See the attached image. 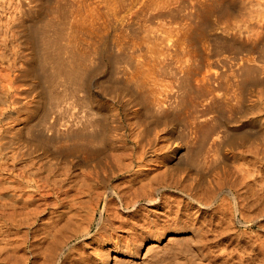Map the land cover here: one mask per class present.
<instances>
[{
    "label": "bare ground",
    "instance_id": "obj_1",
    "mask_svg": "<svg viewBox=\"0 0 264 264\" xmlns=\"http://www.w3.org/2000/svg\"><path fill=\"white\" fill-rule=\"evenodd\" d=\"M156 1L158 2V0ZM0 2L3 5V0H0ZM15 2H17V0ZM24 4H27V3H24ZM159 4H160V1H159ZM19 6H21V1L19 3ZM79 6L77 7L79 8ZM207 6L209 7V5ZM155 7H157V5ZM18 8L22 9L21 7H17V9ZM19 9L16 10L17 12V13L15 12L16 15L18 14ZM23 10L24 9H22L21 11L24 13ZM28 10H30V8ZM14 16L15 15L12 16V20L9 23V28L13 29L17 27V29H19L21 28L20 24H22L20 23L22 21L20 17L22 18V16L20 15H19L20 17H14ZM84 16H86V14ZM23 18L25 19V16H23ZM7 24H8V21H7ZM133 26H130V27H133ZM206 30L207 29H205L204 32ZM196 36H199L198 32ZM28 37L32 42H30V44H28L27 42V45L23 40V34H21L18 37V39L22 42V44L24 43L25 45H22L21 50L20 49L17 50L16 48V50L19 52H15V54L13 55L14 58L11 60L12 62H9V61L7 62V67L0 68V255L1 254L3 255V253L5 254V256L4 255L1 256L2 258L3 257L5 259L7 257L9 258L10 255L12 257V254L15 253V252H11V251H14L13 250L14 246H17L16 247L17 249L21 245L23 246L24 249H26V252L25 253L22 252L23 257L21 258L22 254L19 251H17L21 255L19 257L20 259L19 258L18 259L15 258V259L16 260L22 259V262L24 264H138L137 259H142L141 262L145 263L147 259L149 260L152 258V253H154L155 255L154 254L153 255L156 256L155 251L159 250L158 246H159L160 241L166 240V243H168V245L177 244L179 241L178 239H180L179 235L182 233H185V231L188 230V229H184L183 226H180L179 228L177 227L175 229L167 231L164 228H162V226L164 225L163 223H162L163 225L160 226L161 229L157 227L158 225V223L156 224V222H158L157 220L167 219L168 216L165 214V212L157 213L159 211L157 212L153 211V208H160L164 204H167L169 200L168 199L169 196L171 197L173 194H179V196L181 195L182 196L181 198H184V200L188 201L189 203H192L191 205L196 206L194 207H195V212L197 213L199 209L212 207L211 205L215 201L217 202V199L220 197L222 191L231 195L232 193L230 191L232 189L229 191V188L231 187L229 186L225 187L224 184L225 183L226 185L230 184L229 180H231L232 178H235L234 182H232L233 179L231 180V183H232L231 185L232 186L234 185V188L236 189V190L234 189L236 191L235 193H241V191L244 189L246 191L247 186H249L248 188H251L250 185H252V183L249 185L245 181L249 179V178L248 179L245 178L248 175L249 176L251 175L252 177L251 176L250 177L253 178L252 173L250 174V172L247 171L249 168L247 170H245L246 168L245 169L243 168L245 167L246 163L244 166L240 164L242 168L239 166L241 169H239L240 171L239 172L237 171V173H239L240 176L236 175L237 174L235 173L236 171L233 173L229 169L224 168L227 166V162L229 161V158L231 157L230 154L233 155V151H235L236 148L238 149L239 147L240 148L246 147L245 149H247L251 153L256 151L258 147L257 144L255 145L257 147L256 149H254V151H251L249 149L251 148L250 146L249 148H247V144H249V142L253 140L251 138H253L252 136H254V135L250 136V129H252V132H253L254 128L260 129L259 126L261 124H264V119H262V121L261 120L260 122L258 121L259 123H261L260 125L259 124L258 126L255 125L258 122L254 119V116L252 117V115L256 113H257L256 115H258L260 112L262 113V111H264V108H261V105H264V103H262V100H261L262 93H259L260 94L259 96L257 95L258 98L256 99L251 98L253 100L250 101L248 98L250 96L247 95L248 93L243 94L241 92L242 90L238 92L240 87H244L247 82L253 80L252 78L249 77L250 72L252 70L256 71V72L251 73V74L256 73L254 80L257 77L259 78V76L256 77L259 70L258 68H256V66H253L254 62L251 63V59L249 60L246 56H241L237 59L238 56L237 57L235 56L236 60H235V57H233L234 59H232L233 60L232 62L230 61L226 63L224 61L225 59L219 62L220 61L219 60L217 62L218 68H216V70L212 69L210 71V68H213L212 66H214V64L204 62L203 60H200L201 58H199V60H190L191 58L190 59H181V58L179 59L177 58L178 56L173 58L174 56H171L169 54L174 53L175 50L171 51V48L173 49L174 46H170L171 47L170 53H166L165 48H163L165 52H162L163 51L162 47H161L162 51H159L160 48L157 46L156 47L157 51L154 50L156 53L155 52L154 54L151 53L153 54V57L151 55V58L149 59L148 58L146 59L143 57V59H135V60L131 59L130 60V58L129 59L125 58L124 60V59H121L120 55H119L120 58L117 57L119 53H117L115 57H112V55L109 54L111 57H109L108 60H109V64L111 63V67L108 65L110 67V72L108 73L109 76L107 75L108 76L107 78L108 79L111 78L112 81L110 80V82H107V84H105L104 87H101L102 91L107 96V100H108L107 105L106 103L105 105H102V104H99L100 102L97 103L96 102L97 100L96 101L94 100L92 93L89 89L90 87L89 78H92L90 77V75L94 72L93 71L94 67H97L98 65H100L99 64L100 62L99 54L101 55V53L99 52L101 50L100 51L96 50V52L93 53V54H96L98 52L97 56L99 57L98 58L99 60L98 62H95L96 64L93 63L95 59H93L94 61L90 59L89 61H92L90 63L89 61L86 62L84 60L83 61L78 60L76 55L74 56L73 54V56L77 58V60L74 58L76 62L73 61V64H70L71 68L70 69L68 68L69 70L67 68H64L65 70H68L66 82L69 85V88L68 89L66 88V90L65 89L61 90L65 88L62 85L63 82L61 81L56 82V79H55L56 74L55 75L50 74L51 71L49 72V74L45 73L49 69V68L47 69L46 64H48V66L51 69H53L55 66L56 70L60 71L63 69L64 65L67 63H65V61L63 62L62 60L63 57L62 59H60L57 52H55L54 50H53L54 53H51V51L48 50L49 47L47 43L45 46L43 45L42 51H41V46L39 45V38L41 39L42 37L39 32L37 33L34 31H29ZM184 38L186 37L184 36ZM180 40L181 39H179V41ZM44 41L46 42L47 40L44 39ZM44 41L40 42L41 45L42 43L44 44ZM5 43L6 41L4 42V44ZM9 43L11 44L10 41ZM56 43L57 42H55V44ZM233 43H236V41ZM18 45L20 44L18 43ZM70 45H72L71 42H70ZM63 48H64V45H63ZM130 48L128 50H131ZM154 48L155 47L153 46V48L151 49H154ZM187 48L185 47V49ZM44 49H47V50L45 51ZM64 49H67V48H64ZM97 49L99 50L100 48L97 47ZM31 50L32 52H34V56L31 54ZM179 51H182V50L179 49ZM38 52H40V54H42L43 56L44 62L42 61L41 64H38L40 59L39 61H37V57L39 54ZM64 52L66 53V51ZM151 52H153V50H151ZM184 53H183V56H184ZM124 54H125L124 55L125 57H128V55L126 56V52ZM166 54L169 57L171 56V58H168ZM177 54H179V52ZM142 55H144V53ZM30 56H33V61H31V59L28 58ZM214 67H216V65ZM228 68L232 70L230 71V69ZM260 68L261 67L259 66V69ZM262 68H264V66H262ZM64 69L62 71L63 74L66 73ZM97 69H100V68L98 67L95 68V71ZM228 70H229V73H228ZM28 72L31 74L34 73L37 76L39 81H41L40 83H42L41 86H44V89L46 85H50L52 82H54V80L56 82L54 86H57V87L61 86L60 91L58 90L56 92L57 89L55 90L56 93L53 96L54 101L51 100V105H50V99L48 96V99H47L48 105L46 104L47 108L46 106H44L43 108V112L39 120L40 122L38 124L39 125L38 129H35V130L33 129L34 131H30L29 133L31 135L29 137H32V139H34V142L36 140L38 142L39 140H43L46 143H48V146L51 147V149L49 150L48 148L47 149L42 148L43 150H41L42 151L41 153H37L36 150L33 149V146L30 147L31 144H29L28 147L26 146L27 144L24 145V143L27 142L25 141L24 136H23L25 132L21 133L22 132L21 128L15 127V124H18V123H19V126L23 125L24 127V122H27L28 120V119L26 120V118H23L21 113L23 112V108L25 106H29L31 103H29L30 101L29 102L26 101L28 97L25 96V91H23L24 88L20 89L21 91L18 89L19 84H20L18 83L19 80L24 78L25 74L29 75ZM59 73H61V71ZM258 74H260V71ZM17 83H18V87L16 86ZM251 83L253 82L251 81ZM20 86H23V85L20 84ZM244 88H247V86H245ZM99 91L101 92V90ZM32 93H33V90H32ZM80 94H82V96H80ZM67 100L71 102L70 106L72 107V108L68 107L69 105H67L68 110L71 108L73 111V114L70 116H69L70 112L66 114L65 112L66 108H64L66 105L63 104L64 102L68 104L69 102ZM36 104L39 105V103H36ZM82 107L84 109H82ZM80 108L84 110L83 112L85 113L84 114L83 112L80 111V113L84 115L82 116L83 118L78 116V115H81L78 112ZM217 108L221 110V113L223 111L224 114L226 115L228 114L227 117L229 119L228 125L226 123L227 126L225 129V133L229 134L228 138L223 139L225 135L222 136L223 134L222 135L217 134L218 136H215L213 140L211 139L212 141L209 144L210 146L214 147L213 149L214 152L210 149L212 153H215L217 160L220 159L222 163V166L220 165L221 171L219 173L220 176L218 178V181L221 180L222 182L217 183L215 181L217 185H213V183L208 184L209 186L207 188L205 187L206 193L203 192L205 193L204 195L206 194L207 195L202 196L198 192H199V187H200L202 180L206 181L204 180V177L206 175L205 176L201 175V173H198L196 169L193 167L196 164L201 165L200 163L202 162L203 159L199 157L200 160L202 159L199 163V160L197 161V159H195L194 157L191 158V155L194 153H192L193 151L191 152L190 150L186 151L187 155L185 154L183 156L184 158L181 157L182 155L180 153L181 152L180 145L183 142L181 144L178 143L180 145L176 144V141H177L176 137H177V134H180L181 132L182 133L181 135L183 136H180V137L178 136V137L181 139L185 138L184 137L185 134L181 130H184L185 132L188 130V132H191V134H197V135L200 134L198 136L199 137L198 142L200 144L199 145L200 148H203V146L209 142L210 138H212V134L214 132V129H211L210 127H209L210 129L209 128L205 129L204 123L210 121L214 115L216 116V114H213L212 112ZM51 110H53L52 113H54V116L53 118H51L52 116H50V119L52 120H47L48 118L47 115L48 113H50ZM220 110L215 113H217L218 115ZM223 113L221 114V116L223 115ZM208 117L211 119L206 121ZM214 118L215 117H213V119ZM123 120H125V123L123 122ZM213 121H215V119ZM178 123L179 125H181L180 127H182L181 130H178V126H179ZM111 124H115V125H111ZM33 127L35 128V126ZM28 129L31 130L30 128ZM19 138L23 140L22 142L23 144H20V145L18 144V142L21 141V140L19 141ZM15 142H17L16 144H18V146L16 145V147H14ZM196 144L197 143H195L194 145ZM12 146H13L12 150L17 149L18 151H15L14 153L12 152L13 153L12 155L9 153L11 155V162L9 161L11 163V167H10L9 165H7L8 164L7 163V149L11 148ZM23 147L25 148L24 153H22L23 152L22 150H24ZM204 147H207V146H204ZM226 147L229 149L230 154H228V150L226 149ZM192 149L193 148H191V150ZM200 150L202 151V149ZM208 151H205L206 152V156H204L205 162L210 161L211 159H213V157L211 156L212 155L214 156V154L209 155ZM239 151L240 150L238 149L236 153H239ZM245 152L247 153L246 150H244V153ZM255 154L256 153L254 152V155ZM258 156L255 155L254 157H256L257 159ZM262 157L264 156H261V158ZM193 158L195 160H193ZM20 161L23 162L24 164L16 168V166L14 165ZM194 161L195 162L197 161V163L195 164ZM261 162H264V161H261ZM209 163L211 164V161ZM7 166L9 167L7 168ZM220 166L218 167L220 168ZM228 166L230 165L228 164ZM230 168L233 169L235 168V166L233 168L232 167ZM234 175H236V177ZM112 180H114V183ZM227 181L229 182L227 183ZM203 184L204 183H202V185ZM205 186L207 185L205 184ZM249 192H250V189H249ZM230 195L228 197H230ZM255 196L259 197L257 195ZM232 197H233V194H232ZM261 198H264V197H261ZM179 199L180 198H178V200ZM237 200L239 199L237 198ZM225 201H227V199ZM243 201L244 200H242V203ZM186 204L188 205L187 202ZM254 204H257V203H254ZM218 206L216 208H218ZM175 210L176 209H174V211ZM220 210L224 212V208ZM177 211H179V208L177 209ZM155 212L156 214H153ZM257 213L253 214L254 217H256ZM262 214H264V212H262ZM194 215H191V216H194ZM228 215H230V213ZM240 216H241L240 218H242V215ZM251 216H250V219H251ZM259 216H261V214ZM179 218L182 219V217H179ZM228 218H230V216ZM181 219L180 221H182ZM218 220H219V217H218ZM200 227L201 226H199V228ZM204 228L206 229V227ZM193 231H190V233L195 235L196 230L194 232ZM198 241L199 239H197L195 242H198ZM258 241H259V238H258ZM247 243L249 244L250 242H247ZM253 244L251 243V245ZM185 246L187 248V245ZM205 246L207 248V245ZM224 246L225 245H223V247ZM220 247L221 246L219 245V248ZM7 248L11 254L8 253ZM221 249L222 251L225 250L223 248ZM161 251L160 253H162ZM6 253L9 256H7ZM158 253L159 252H157V254ZM245 255H248L247 251ZM2 258L0 259V261L8 262L6 260H3L4 258L3 259ZM248 258H251V257H248ZM9 260L11 263L12 262L11 258H9ZM16 260L13 261L12 263L15 264L14 262H16ZM258 260L261 261V259H258ZM205 261L208 262L207 260ZM22 262L20 263L23 264ZM149 262L147 261L148 264ZM17 263L19 264L18 261L16 262V264ZM261 263L259 262V264Z\"/></svg>",
    "mask_w": 264,
    "mask_h": 264
},
{
    "label": "rangeland",
    "instance_id": "obj_2",
    "mask_svg": "<svg viewBox=\"0 0 264 264\" xmlns=\"http://www.w3.org/2000/svg\"><path fill=\"white\" fill-rule=\"evenodd\" d=\"M8 1L7 0L6 1L3 0V5L0 2L1 3L0 4V58H1L0 66L1 65L3 66V67L1 66L0 68L7 67V62L8 61L12 62L11 60L14 58L13 55L15 54V52H19L17 50H19V49L21 50L22 45H25L24 43L22 44V42L18 39V37L21 34H23V40H24V42L27 45V42H28V44H30V42H32L29 39V37H28L29 31H34V32H37V33L39 32L41 37H42L41 39L43 41H44V39L47 40L46 42L44 41V44L42 43V45H41L40 42H43V41L39 38V45L41 46V51H42L43 45L45 46L46 43H47V45L49 47L48 50H50L51 53H54V51L57 52L59 58L62 59V57H63V59H62L63 62L65 61V63H67V64L64 65L63 69L64 68H67V69L69 68L70 69L71 68L70 64H73V61H75V59L77 60V58H78V60H82V61L84 60L86 62H88L90 59L92 61H94L93 59H95V61L93 62V63H95V62H98V60H99L98 58L100 57V60H99L100 61L99 62L100 65L97 66L100 69H97L96 70L97 72H96L95 68H97V67H94V70H93L94 72L90 75V77H92V78H89L90 79V82H89V86L90 87H89V89H90V91L92 93V96H93L94 100L95 101L97 100L96 101L97 103L100 102L99 104H102V105H105V103H106V105H107V103H108L107 96L104 94V92L102 91L101 87H104L105 84H107V82H110V80H111V78L110 79L107 78L109 76L108 73L110 72V67H111V63L109 64V60H108V58L111 57L110 55H112V57H115L117 55V53H119L117 55V57H119V55H120L121 59H124V60H125V58L126 59L130 58V60L131 59H133V60H135V59H143V57L146 58V59L147 58L149 59V58H151V55L153 57V54L155 52L154 50L157 51L156 47L158 46L160 48L159 51H162L163 48H165L166 53H170L172 50L173 51L177 50L176 52L177 53L179 52V54H181V55H179V54H177L174 51V53L169 54L171 56H174L173 58H175L177 56H178L177 58H179V59L180 58L181 59H190L191 58L190 60H199V58H201L200 60H203L204 62L213 63L214 66L216 65V67L211 65L213 68H210V71L212 69L216 70V68H218V66H217L218 63L217 62L219 60H220L219 62H221V61H223L225 59L224 61L226 63H228L230 61L232 62L233 61L232 59H234L233 57H235V56L236 57L238 56L237 59L239 57H241V56H246L249 60L251 59V63L254 62L253 63L254 65L253 64H251V65L256 66V68H258V70L260 71V74H258L259 73V71H258L256 77L259 76V78L257 77L255 79L257 81H255L254 77H255L256 73H254V74H251V73L256 72V71L252 70L250 72L249 77L253 79V80H251L253 83H251V81L247 82L248 84L246 83V85H245V86H247V88H244L245 86L244 87H240L238 92H240L242 90L241 92L243 94L244 93H248L247 95L250 96V97H248L250 101L253 100V99L258 98V96L260 95L259 93H262L261 94V98L262 99L260 97L259 98L262 100V103H264V79H262V78H264V68H262V66H264V63H262V62H264V0H158V2L156 0H47V1L46 0H37V1L36 0H27V1L20 0L21 1V6H19V3H20L19 0H17V2H15L16 0H10L9 2ZM159 1H160V4H159ZM41 2H43V3H41ZM24 3H27V4H24ZM100 3H102V4H100ZM107 3H109V4H107ZM211 3H212V5H211ZM79 4H80V6H79ZM90 4H92V5H90ZM83 5H85L86 7L83 6ZM156 5H157L158 8L155 7ZM207 5H209V7ZM2 6H4V7H2ZM77 6H79V8ZM89 6H91V7H89ZM159 6H161V7H159ZM1 7L4 8L5 10L2 9ZM17 7H21L22 9H24L23 11H24L25 14L21 11L22 9L18 8L19 11H18V14H17L18 16H17L15 14L16 10H18ZM212 7H213V9H212ZM25 8H27V9H25ZM29 8H30V10H28ZM81 9L84 12H82ZM140 13H142V14H140ZM12 14L15 15L14 17L22 16V18H23V16H25V19L23 18L24 20L20 17V19L22 20L20 22V23H22V24H20L21 28H19V27H18L19 29H17V27L13 28V29L9 28V23L12 20V16H13ZM85 14H86V16H84ZM206 18H208V19H206ZM7 21H8V24H7ZM100 22H101V24H100ZM43 24H45V25H43ZM82 24H84V25H82ZM195 25H197V26H195ZM126 26H128V27H126ZM130 26H133L134 28L130 27ZM203 29L204 30L207 29V30L204 32ZM195 30L198 32L199 36H196L197 32ZM199 30H201L202 32L199 31ZM46 32H47V34H46ZM193 32H194V34H193ZM58 33H60V34H58ZM90 33H92V34H90ZM135 33H137L138 35L135 34ZM203 33H205V34H203ZM261 34H262V36H261ZM80 35H81V37H80ZM113 35H114V37H113ZM172 35H174V36H172ZM253 35H255V36H253ZM6 36L9 37V38H7ZM100 36H101V38H100ZM102 36H103V38H102ZM184 36L186 38H184ZM171 38H173V39H171ZM214 38H215V40H214ZM179 39H181V40L179 41ZM3 41L4 42L6 41V43L4 44ZM9 41L11 42V44L9 43ZM235 41H236V43H233ZM17 42L20 45H18ZM55 42H57V43L55 44ZM59 42H60V44H59ZM70 42L72 43V45H70ZM246 43H248V44H246ZM225 44H226V46H225ZM63 45H64V48H67V49H64ZM98 45L99 46L101 45V46L99 47ZM165 45H167V46H165ZM96 46L98 48H100V49L98 50ZM153 46L155 48L151 49V48H153ZM170 46H174V48L172 49ZM233 46H234L235 49L233 48ZM70 47H71V49H70ZM161 47H162V50H161ZM185 47L186 48L188 47V48L185 49ZM11 48H12V50H11ZM16 48H17V50H16ZM129 48L132 51L128 50ZM170 48H171V51H170ZM175 48H177V49H175ZM69 49H70V51H69ZM75 49H76V51H75ZM123 49H125V50H123ZM179 49L182 50V51H179ZM44 50L46 51L47 49H44ZM63 50L66 51V53ZM96 50L97 51L101 50L99 52V53H101V55L99 54V57L97 56L98 52L96 54H93V53L96 52ZM137 50H138V52H137ZM151 50H153V52H151ZM127 51H128V53H127ZM165 51L163 50L162 52H165ZM167 51H169V52H167ZM125 52H126V56L128 55V57L124 56ZM142 52L144 53L145 56L142 55L143 54ZM199 52H201V53H199ZM38 53H39L38 54L39 58L37 57V61H39V59H40L38 64H41L42 61H43V56H42V54H40V52H38ZM151 53H153V54H151ZM183 53H184V56H183ZM31 54L34 56V52H32V50H31ZM73 54H74V56L76 55L77 58H75L73 56ZM129 54H130V56H129ZM164 55H165V53H164ZM228 55H230V56H228ZM33 56H30L31 58L30 57H28V58L31 59V61H33ZM89 56H90V58H89ZM91 56H93V57H91ZM94 56H96V57H94ZM166 56H168V55L166 54ZM171 56L170 57L168 56V58H171ZM188 56H189V58H188ZM260 56H261V58H260ZM236 57H235V60H236ZM244 59H246V58H244ZM107 60H108V62H107ZM92 61H89V62L91 63ZM261 64H262V66H261ZM46 65H47V69L49 68L50 70L48 69L49 71L47 70V72H45V73L49 74V72L51 71L50 74H53V75L56 74V77H55L56 82L57 81L63 82L62 85L65 88L62 87L63 89H61L60 88L61 86H59V87L54 86L56 84V82L54 80L55 83L52 82L50 85H46V87L44 89V86H41L42 83H40L41 81H39L37 76L34 73L31 74L29 72H28L29 75L25 74L24 78L20 79L19 82H18V83H20L23 86H20V84H19V87H18V83L16 84V86L18 87L19 90L24 88L23 91H25V96L28 97V99L26 101L27 102L30 101L29 103H31L30 104L31 106L30 105L29 106H25L23 108V112L21 113L23 118H26V120L28 119L27 120L28 124H27V122H24V127H23V125L19 126V123H18V124H15V127H20L21 130H22L21 133L25 132L23 134V136H24L25 141H27V142H25L24 145L27 144L26 146L28 147L29 144H31L30 147L33 146V149H35L37 153H41L42 152L41 150H43L42 148H46V149L48 148V150H49V149H51V147L48 146V143H46L43 140H39V142L36 140L37 142L36 141L34 142V139H32V137H29V136H31L29 133H30V131H34L35 129H38V127H39L38 124L40 122L39 120H40V117L42 115L43 108H44V106H46V108H47V105H48L47 104L48 103V100H47L48 96H49L50 105H51V100L54 101V97L53 96L58 90L59 91H60V89L61 90H64V89L66 90V88L67 89L69 88V85L66 82V80H67V71L69 69L68 70L64 69V71L66 73L63 74L62 73L63 69L62 70L59 69L61 71V73H59L60 71L56 70L55 66L53 68L55 70L54 71L53 69H51L48 66V64H46ZM102 65H104V66H102ZM258 65L261 67L260 68L261 70L259 69ZM228 69H230V68H228ZM231 70L232 69H230V71ZM228 73H229V70H228ZM101 80H102V82H101ZM238 80H239V78H238ZM24 82H25V84H24ZM32 90H33V93H32ZM55 90H56V92H55ZM99 90H101V92ZM255 90H257V91H255ZM27 93H28V95H27ZM101 93H103L104 95L101 94ZM80 96H82V94H80ZM251 98H253V99H251ZM261 100H260V102H261ZM67 101L69 102V100H67ZM36 103H39V105H37ZM70 103L71 102H69L68 104H66L65 102L63 103L64 105H66L64 107V108H66L65 109L66 110L65 111L66 114H68L69 112L71 113V114L69 113V116L73 114V111L71 109L72 107L70 106L71 105ZM248 103H249V101H248ZM67 105H69L68 107H71L70 108L71 110L70 109L68 110ZM262 106H264V105H261V108H264ZM82 109H84V108L82 107ZM82 109L80 108V110L78 112L79 113H80V111L83 112L84 110H82ZM219 110L220 109L217 108V109H215L212 112L213 114H216V116L215 115L213 116L211 114L213 117H215L214 118L215 121H213L214 120L213 117L211 119V118H209L210 117L209 116L206 121H208L210 119L211 120L206 122V123H204L205 129L209 128V127L211 129H214V132L212 134V138H210L209 142L206 145H204V146H207V147L203 146V148H200V146H199L200 144L198 142V138H199L198 136L200 135L199 133H198L199 135L191 134V132H188V130L185 132L184 130H181L182 127H180L181 125H179V123H178V125H179L178 126V130H181L185 134V136H184L185 138L182 137L184 139L179 138L180 136H183V135H181L182 134L181 132H180V134H177V137L179 136L178 137L179 139L176 137V140L178 141V142L176 141V144H178V143L181 144L183 142L181 145L178 144V145L181 146V152H180L181 155H182L181 157H183L185 154L187 155L186 151L190 150L191 152L193 151L192 153H194V154H192L193 156L191 155V158L194 157L195 159H197V161L199 160V163L203 159L202 160V162H203L204 159H205L204 156H206V152L205 151H208V150L211 149L214 152V150H213L214 147L210 146L209 144L211 143V141L213 140V138L215 136H218L217 134H219V135L223 134L222 136L225 135L223 137V139L224 138H226V139L228 138L229 134L225 133V129H226V126L228 125V120H229L228 117H227L228 114L226 115L222 111V113H223V115H222L223 117H222L221 116L222 113H221V110H220V112L218 114L220 116L219 117L217 115V113H215V112H218ZM52 111L53 110L50 111L51 115H50V113H48L47 120H52V119H50V116H52L51 118H53V116H54V113H52ZM80 114L81 115H78V116H80V117L84 116V115H82V113H80ZM256 114L252 115V117L254 116V119L257 122L258 121L260 122V120L262 121V119H264V111H262V113L260 112L258 115H256ZM123 122L125 123V120H123ZM259 122L256 123L255 125H257V126H258V124L260 125L261 123H259ZM226 123H227V125H226ZM32 125L35 126V128ZM111 125H115V124H111ZM111 125H109V126H111ZM213 126H215V127H213ZM161 127H163V126H161ZM161 127H160V129H161ZM28 128H30L31 130H29ZM259 128L260 129L254 128L253 132H252V129H250V136H252V135H254V136H252L253 138H251V139H253V140H251L249 142V144L250 143L251 144L254 143V144H252V146H251V144L250 145L247 144V148H249V146H250L251 148H249V149L251 151H254V149H256V147L258 146L256 151H254L256 153L255 155H257V156L259 155L257 157V159H256V157H254L255 156L254 152H252L253 153V155H252V153L250 151L245 149L246 147H243L244 149L240 148V147L238 148L240 150L239 151L240 154L236 153L238 151L237 148L235 149V151H233V155L235 157L237 156L236 158L229 153V149L226 147V149L228 150V154H230L231 157L229 158V161L227 162V166L224 167V168L229 169L233 173L236 171L235 173H237V171L239 172L240 171L239 169L242 168L241 165L244 166L245 163H246L247 166L245 165V167H243V168L244 169L246 168L245 170H247L249 168L247 171H249L250 174L252 173L253 178H251L252 177L251 175H250L251 177L248 175L249 177L247 176L245 178L246 179L249 178V179L245 180V181L249 185L252 183V185H250L252 190H251V188H248L249 186H247L246 187L247 188L246 191L244 189V190H242L243 192L241 191V193H235L236 189L234 188V185L233 186L231 185L232 184L231 180L233 179L232 182H234L235 178H232V179L230 178L231 179V180H229L230 182L227 181V183L229 182L230 184L226 185V183L224 181L223 182L225 184L224 183L223 184L225 185V187H227V186L231 187V188H229V191L232 189L230 192L233 194V197H232V194L230 195V194L222 191L220 197L217 199V202L215 201L211 205L212 207L199 209V211L197 213L195 212V207L196 206L195 205H191L192 203H189L188 201L184 200V198H181L182 197L181 195L179 196V194H173L171 197L169 196V198H168L169 200H168L167 204H164L160 208H153V211H156V212L159 211L157 213L165 212V214L168 216L167 219H164L166 221L158 219L157 220L158 222H156V224L158 223L157 227L160 228V226H162L164 224L163 225L164 227L162 226V228H164L167 231L175 229L177 227L179 228L180 226H183L184 229H188V230H186L185 233H182V234L179 235L180 239H178L179 241L177 240L178 241V243L176 242L177 244L168 245V243H166V240H162L164 242L160 241L159 242V246L162 247V248H160L158 246L159 250L155 251L156 256H154L155 254L152 253V258L153 259L152 258H151L152 260L151 259H149V260L147 259L145 263L141 262L142 259H137L138 260L137 261L138 264H142V263L143 264H148L147 261L148 262L150 261L149 264H156L158 262H159L158 264H188V262H189V264H192V262H193V264H217V263L218 264H241V263L242 264H259V262L260 263L261 262L264 263V256H262V255H264V229H262V228H264V214H262V212H264V208H262V207H264V198H261V197H264V192H262V191H264V184H262V183H264V178H262V177H264V176H262V175H264V162H261V161H264V157L261 158V156H264V155H262V154H264V124H261L259 126ZM254 133H256V134H254ZM187 134H189V135H187ZM48 135H50V134H48ZM255 135L256 136L258 135V136L256 137ZM195 136H197V137H195ZM26 139H28V140H26ZM20 140L21 139L19 138V141ZM41 141H43L44 143L41 142ZM179 141H181V142H179ZM20 142H18L19 145L23 144L22 143L23 140H21ZM16 143L17 142H15V145L13 144L14 147H16V145L18 146V144H16ZM195 143H197L196 144L197 146L194 145ZM256 144H257V146H255ZM46 145H47V147H46ZM190 146H191V148H193L192 150H191ZM197 147H199V148H197ZM211 147H213V148H211ZM12 148H13V146L11 148L7 149V163H8L7 165H9L10 167H11V163H10L11 162V155L15 151H18L17 149L16 150H12ZM23 149H24V150H22L23 152L22 151H20V152L24 153L25 148L23 147ZM186 149H188V150H186ZM200 149H202V151ZM241 149H242V151H241ZM211 150L208 151L209 155L214 154V156L213 155L211 156L214 159V160L213 159L210 160L211 164L209 163L210 161H207V162L204 161L203 163L202 162L200 163L201 165H197L196 164L197 161L196 162L194 161L196 165H194V167L192 166L193 168L196 169V171L198 173H201V175H204V176L206 175L205 177L204 176H202V177H204V180H206L207 182L202 180V182L200 184L201 188L199 187V192H198L202 196H206L207 195V194L206 195H204V194L206 193L205 192L206 191L205 187L207 188L209 186L208 184H212L213 183V185H217L216 182L217 183L218 182H220V183L222 182L221 180L218 181V178L220 176L219 173L221 171L220 169H221L222 163H221L220 159L217 160L215 153H212ZM244 150H246L247 153L249 152L250 154L249 153L247 154L246 152L244 153ZM257 152H258V154H257ZM199 157L202 158V159L200 160ZM194 158H193V160H195ZM246 160L251 165L253 164L254 166L252 165L253 166L252 167ZM20 162H17L14 166H16V168H18L22 164H24L23 162H21V163ZM203 164H205V165H203ZM228 164L230 166H228ZM237 165H238V167L240 166L241 168L240 167L238 168ZM9 166H7V168ZM218 166H220V168ZM234 166H235V168H233ZM206 167H208V168H206ZM215 167L216 168L218 167V168L216 169ZM230 167H232L233 169H231ZM254 174H255V176H254ZM236 175L240 176L239 173H237ZM236 175H234V176L236 177ZM237 178H239V177H237ZM254 179H256V180H254ZM112 181L114 183V180H112ZM208 181H210V182H208ZM202 183H204V184L202 185ZM205 184L207 186H205ZM223 184H222V186H223ZM260 187H261V189H260ZM249 189H250V192H249ZM200 192H202V193H200ZM203 192H205V193H203ZM240 194H242V195H240ZM166 195H168V194H166ZM229 195H230L231 198L228 197ZM237 195H239V196H237ZM251 195H253L254 198ZM255 195H257L259 197H256ZM223 196H225V197H223ZM248 197H250V198H248ZM175 198H177V199H175ZM178 198H180V199L178 200ZM237 198L239 200H237ZM223 199H224V201H223ZM226 199H227V201H225ZM242 200H244L243 203H242ZM186 202L188 203V205L186 204ZM244 203H245V205H244ZM254 203H257V204H254ZM217 206H218V208H216ZM245 206L247 207V209H246ZM178 208H179L180 212L177 211ZM223 208H224V212L222 210H220V209H223ZM174 209H176V210L174 211ZM228 210H230V211H228ZM243 210H245V211H243ZM256 210L257 211L259 210L258 213H257ZM260 210H262V211H260ZM156 212L153 213V214H156ZM190 213H191V215H194V214L195 215L191 216ZM229 213H230V215H228ZM254 213L255 214L257 213L258 216L256 215V217H254V215H253ZM260 214H261V216H259ZM240 215H242L243 219L240 218L241 217ZM248 215H250V216L252 215L254 219L252 218V216H251V219H250V216H248ZM176 216H177V218H176ZM229 216H230V218H228ZM179 217H182V219L179 218ZM218 217H219V220H218ZM180 219L182 221H180ZM203 221H204V223H203ZM178 222H180V223H178ZM215 222H216V224H215ZM229 222H230V224H229ZM174 224H176V225H174ZM177 224H178V226H177ZM186 224H187V226H186ZM199 226H201V227L199 228ZM204 227H206V229ZM189 229H190V231H193V230L195 231L196 230V234H198V235L191 234ZM218 230H219L220 233L218 232ZM215 232H216V234H215ZM203 234H204V236H203ZM245 235L246 236L248 235V236L246 237ZM185 236H186V238H185ZM213 236H214V238H213ZM187 237L189 238V240H188ZM215 237H217V238H215ZM195 238L199 239V241L195 242L197 240ZM258 238H259V241H258ZM191 241H192V243H191ZM201 241H202V243H201ZM206 241H208V242H206ZM235 241H236V243H235ZM237 241H238V243H237ZM193 242H195V243H193ZM247 242H250L249 243L250 245H251V243L252 244L254 242L255 243L250 246ZM167 245H168V247H167ZM185 245H187V248H186ZM205 245H207V248H206ZM219 245L221 246L220 248H219ZM223 245H225V246L223 247ZM16 247L17 246H14V249H13L14 251L10 250L11 252H15L16 255L14 253V254H12V257H11V255L9 256L6 253L7 256H9V258H11L12 262L16 260L15 258L18 259L21 254H22V256H21V258H22L23 257V253L22 252H24V253L26 252V249H24L23 246L20 245L21 249H20V247H18L17 248L18 250L16 249ZM205 248H206V250H205ZM221 248H223L225 250L222 251ZM22 249H24V250H22ZM160 249L163 250V251H161ZM183 249H185L186 251L183 250ZM7 251H8V248H7ZM17 251H19L21 254L19 252H17ZM160 251L162 253H160ZM166 251H168V252H166ZM228 251H230V252H228ZM238 251L242 255L243 254L244 255L242 256ZM246 251H247L248 255H245ZM157 252H159V253L157 254ZM163 252H165V253H163ZM218 252H220V253H218ZM222 252H224V253H222ZM8 253L11 254L9 251H8ZM3 255L5 256L4 253H3ZM3 255L2 254L0 255V259L2 258L1 256H3ZM200 255H202V256H200ZM252 255H254V256H252ZM13 256H14V258H13ZM195 256H197V257H195ZM149 257H151V256H149ZM248 257H251V258H248ZM9 258L8 257L6 259L4 258L3 260H6L8 262L0 261V264H6V263L7 264H11L12 262L10 263ZM249 259H250V261H249ZM258 259H261V261L258 260ZM205 260H207L208 262H206ZM231 260H233V261H231ZM17 261L19 262V264H21L20 262H22V259L21 260H16V262ZM16 262H14V263L16 264ZM195 262H197V263H195ZM233 262H235V263H233Z\"/></svg>",
    "mask_w": 264,
    "mask_h": 264
}]
</instances>
